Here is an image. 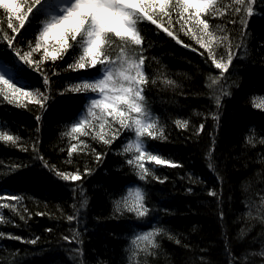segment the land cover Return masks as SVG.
I'll return each mask as SVG.
<instances>
[{
    "label": "trees",
    "instance_id": "1",
    "mask_svg": "<svg viewBox=\"0 0 264 264\" xmlns=\"http://www.w3.org/2000/svg\"><path fill=\"white\" fill-rule=\"evenodd\" d=\"M216 7L226 14L205 18L215 35L229 38L224 47L215 49L216 58L226 59L229 44L233 52L241 46L230 71L216 84L212 81L220 71L209 67L210 60L205 63L206 50L180 30L184 21L176 22V11L171 13V30L189 48L155 30L150 22L140 25L149 80L145 101L164 135L162 140H145L152 154L182 165L146 162L164 183L152 176L147 182L140 181L135 165L127 163L135 153L134 148L124 152L134 140L133 132H122L111 145L99 140L97 133L110 139L120 127L110 117L107 123L88 117L91 123L84 127L88 136L66 135L79 121L86 99L83 94L60 93L72 83H82L78 77L94 72L65 71L79 53L63 61L43 62L50 76L53 69L60 73L52 77L46 109L27 100L26 107H16L0 97V131L21 138L19 146L0 141V181H7L0 183V197H23L19 204L0 199V206L16 204L15 209L0 207L4 217L0 232L5 234L0 237V264H264V143H260L264 140V0H253L251 16L243 12L246 27L241 14L234 13V0H217ZM167 21L164 17L161 22L168 26ZM39 24L37 17L21 36L23 44L18 49L28 51L29 41L34 46ZM190 26L185 24V31ZM5 30L7 15L0 9V37ZM118 53L117 43L111 55L115 58ZM42 55V50L33 54L35 59ZM14 56L11 50L0 51V58L10 64L12 76L19 81L17 86L27 82L32 86L28 90L45 91L39 73L27 65L13 68ZM222 91L231 95L222 96L217 109L215 96ZM37 115L42 117L39 122ZM216 115L218 120L213 119ZM177 120L187 121V127L178 128ZM201 124L204 129L197 134ZM73 144L76 149L69 157ZM97 153L102 154L99 161ZM37 156L58 171L83 174L89 169L90 174L82 181H62ZM18 165L24 167L13 172ZM138 187L146 193L144 203L150 215L145 218L124 209L125 203L134 201ZM210 191L217 195L210 196ZM69 215L76 217L71 223ZM156 228L164 229L154 237L156 247L136 239ZM76 232L79 236L73 243L63 239ZM9 235L25 242L7 238ZM37 237L36 244L26 242Z\"/></svg>",
    "mask_w": 264,
    "mask_h": 264
},
{
    "label": "snow or ice",
    "instance_id": "2",
    "mask_svg": "<svg viewBox=\"0 0 264 264\" xmlns=\"http://www.w3.org/2000/svg\"><path fill=\"white\" fill-rule=\"evenodd\" d=\"M216 5L217 0H0V9L7 15V30H10V34L5 30L3 36L0 37V51L7 49L15 53L13 68L17 65L21 67L27 65L28 68L39 73L45 89L43 92L40 88L30 91L28 89L32 86L27 82L18 87L19 81L16 77L9 75L6 69L0 72V97H3V101L7 104L16 107H26L24 101L27 100L38 104L41 109H46L47 103L51 99L52 77L60 73L53 69L50 76L45 71L43 62L51 60L55 63L56 61H63L69 55L79 53L78 58H74V62L69 63L65 71L94 70V72L92 75L78 77L83 82L70 84L60 95L83 94L84 98L90 101L86 105L87 117L95 116L105 123L110 117L112 122L119 124L120 127L112 132L110 139L97 133L103 144H113L124 131L133 132L134 141L124 148V152H131L134 148L135 153L133 159H129L127 163L135 165L140 181L147 182L148 177L152 176L153 179L164 183V180H160L154 175L155 168L146 167V162L156 166L182 167V165L162 158L160 155L152 154L145 140V138L162 140L164 135L158 119L152 117L145 101L144 92L149 80L144 70L147 58L143 54L145 38L141 34L140 25L144 22H150V25L155 26V30H162L177 44L189 48L191 46L183 44L176 33L171 30L173 23L171 13L176 11L179 17L176 22L184 21L180 30L185 35H191V39L195 40L200 48L206 50L205 63L207 64L210 60L209 67L214 66L220 71V76L212 81L213 84H216L221 77L230 71V66L238 58L239 50H241V46L238 45V51L233 52L229 44L226 59L216 58L215 49L224 47L225 42L229 40L227 35H215L209 20L205 18L209 16L215 18L226 14ZM243 12H246L248 16L253 14V0H234V13L241 14V23L246 27L248 21L243 18ZM185 13H187L186 17L184 16ZM39 16H43L44 19L37 26L38 33L34 37V46L32 41H29L28 51L18 49L17 45L23 44L20 39L21 36L31 29L33 20ZM164 17L168 18V26L161 22ZM230 22L236 23L235 20ZM185 24L191 25L186 31ZM117 43L119 44V53L113 59L111 48ZM137 49L140 51L138 52ZM41 50L43 55L39 59H35L33 54ZM191 50L197 51L194 47ZM200 55L203 57L204 53L201 52ZM166 83L172 84L173 82L167 81ZM230 95V91H222L215 96L217 109L221 107L222 96ZM255 106L261 107L260 104ZM97 110H99L98 116ZM81 115L83 116V113ZM87 117L74 122L71 131L66 135L81 133L88 136L89 133L84 131V127L91 123ZM35 119L39 122L42 117L37 115ZM213 119L218 120L219 116H213ZM175 123L181 129L188 125L187 121L177 120ZM101 128H103V124H101ZM203 129L204 125L201 124L197 134ZM72 138L76 139L75 136ZM20 139L19 136L0 131V141L5 144L10 143L13 146H19ZM249 142H251V138H249ZM260 143H264V140H261ZM75 149V144L68 149L69 157L72 156ZM21 150L26 152L28 149L21 147ZM33 150L37 151L35 145H33ZM93 151L95 152V149ZM36 158L40 159L43 166L50 172L55 171L56 176L62 181L78 182L90 174L89 169H85L83 174L78 170L71 173L58 171L55 166L49 167L48 162L44 161L43 157L37 156ZM96 159L97 161L101 160L102 154L97 153ZM20 167L24 166L18 165L17 168L13 169V172ZM209 167L212 169L213 165L209 164ZM6 182L0 181V183ZM209 195L215 197L217 193L210 191ZM145 198L146 193L138 187L135 191L134 201L131 204L125 203L124 209L127 212L135 213L138 218L149 216L150 211L144 203ZM0 199L15 201L16 204H19L23 197L9 195L0 197ZM16 204L5 203L0 207L15 209ZM117 210L120 211L121 209L118 207ZM37 215H43V213H37ZM222 216L223 213H221V218ZM23 219L24 217L21 216V220ZM74 219L76 217L73 215L67 216L70 223ZM3 220L4 217L0 215V221ZM48 231L51 230L48 229ZM163 232L164 229L156 228L136 239L147 241L149 245L156 247L154 237ZM4 236L5 234L0 232V237ZM78 236L79 233L76 232L73 237L64 236L63 239L68 243H73ZM7 238L25 242L20 236L9 235ZM38 240L39 237L26 242L36 244ZM261 255H264V252Z\"/></svg>",
    "mask_w": 264,
    "mask_h": 264
},
{
    "label": "rangeland",
    "instance_id": "3",
    "mask_svg": "<svg viewBox=\"0 0 264 264\" xmlns=\"http://www.w3.org/2000/svg\"><path fill=\"white\" fill-rule=\"evenodd\" d=\"M8 70L9 74L12 73V69L10 64L6 63V61L0 60V72H3L4 70ZM93 95V94H90ZM90 101H87L86 105L89 103ZM87 108V107H86ZM99 112V110H97ZM134 141V140H133ZM133 141H130V143H132Z\"/></svg>",
    "mask_w": 264,
    "mask_h": 264
}]
</instances>
